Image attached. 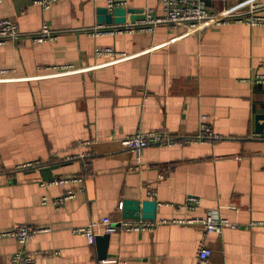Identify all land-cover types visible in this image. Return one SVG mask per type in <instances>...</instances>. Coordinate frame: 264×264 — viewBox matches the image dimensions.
<instances>
[{"label":"crops","instance_id":"obj_1","mask_svg":"<svg viewBox=\"0 0 264 264\" xmlns=\"http://www.w3.org/2000/svg\"><path fill=\"white\" fill-rule=\"evenodd\" d=\"M36 1L0 3V19L15 21L22 32L35 33L44 21L58 32L50 41L0 46V264H11L22 248L2 234L22 223L48 229L23 246L37 264H102L96 241L71 229L104 216L135 218L142 215L132 209L136 202L148 200L162 204L157 220L218 211L237 227L207 235L209 245L223 248L216 264H264V83L256 81L264 75V25L231 21L192 32L164 24L93 35L98 24H120L101 19L108 0H59L48 10ZM205 1L211 13H247L262 0ZM127 7L162 13L159 0H130ZM256 13L264 15V8ZM104 47L123 55L98 56ZM203 115L219 139L150 144L141 167L129 151L92 156L87 168L80 158L64 159L84 151V139L191 136ZM32 162L40 164L22 167ZM61 177L81 180L43 185ZM70 189L76 197L53 205ZM189 195L200 198L194 209L183 204ZM201 237L178 223L121 231L110 234L105 259L197 264Z\"/></svg>","mask_w":264,"mask_h":264},{"label":"built area","instance_id":"obj_2","mask_svg":"<svg viewBox=\"0 0 264 264\" xmlns=\"http://www.w3.org/2000/svg\"><path fill=\"white\" fill-rule=\"evenodd\" d=\"M3 0H0V3ZM59 0H37L36 3L42 7L43 10L50 9ZM130 0H108L107 7L110 11L114 8H127ZM162 13L158 14L154 8L148 7L144 10V17L135 19L134 21H127L117 25L98 24L90 29L93 35L102 34H116V33H132L138 30H154L158 25H173L179 27L186 25L190 31H197L206 26L224 25L231 21L245 22L249 25H264V15L256 13L258 10L264 8V0L251 3L247 13H237L230 9H225L220 13H211L205 0H159ZM58 32L55 31L47 22H43L41 27L35 33H24L21 31L19 25L8 18L0 19V46L7 41H20L24 38H31L35 42H44L56 39ZM96 54L98 56H122L123 53L115 51L111 47L97 48ZM258 83H264V75L257 77ZM256 136H263L257 134ZM219 139L210 126L208 118L203 115L199 129L191 136H182L176 134L174 136L162 132H147L127 135L120 139L100 141L97 139L79 140V145L85 147L79 155L66 156L64 159L80 158L84 161V166H89V161L92 156L99 154L114 155L129 151L134 153L135 162L139 167L142 165V155L144 149L150 145L158 146H175L179 144H187L193 142H211ZM40 164V162H32L22 167H33ZM80 177H61L55 178L43 185L47 184H72L80 181ZM153 196V193H150ZM77 192L73 189L68 190L64 195L52 200L53 205L59 207L67 200L76 197ZM47 197L43 198V203H47ZM190 209L196 208L200 204V198L195 195L186 197L184 203ZM157 206L162 204L156 202ZM163 223H178L183 226L192 227L198 230L201 234V240L197 247V264H216L223 253L221 243L216 245H209L206 237L209 233L222 234L226 227L236 228L235 223H231L226 218L221 217L218 211L209 210L202 217L198 218H182V219H147L143 218L141 214H137L135 218H120L113 221L110 216H104L99 220H92L86 225L75 226L71 230L74 234L82 235L90 244H94L96 237L102 234H114L121 231H149L155 230ZM48 231L47 228L29 225L26 223L18 224L10 231L3 233L14 237L22 246L11 257V264H37V261L25 252L23 246L29 240L34 238L39 233ZM1 236V235H0ZM102 264H118V259H103Z\"/></svg>","mask_w":264,"mask_h":264},{"label":"water","instance_id":"obj_3","mask_svg":"<svg viewBox=\"0 0 264 264\" xmlns=\"http://www.w3.org/2000/svg\"><path fill=\"white\" fill-rule=\"evenodd\" d=\"M138 12H143L142 9L137 11L133 8H114L112 11L109 10L108 7H103L99 9V13L102 14V20L107 23H112L113 21L116 23H122L126 20L128 16L131 21L135 19L144 17V14H139ZM138 206L133 207V210H141L142 217L147 219H155V210H156V202L154 201H143L142 206H140L141 202H136ZM110 238V234L99 235L96 237V244L98 245L99 249V256L101 260L107 258V246L108 241Z\"/></svg>","mask_w":264,"mask_h":264}]
</instances>
